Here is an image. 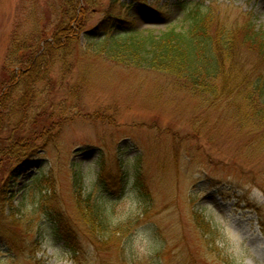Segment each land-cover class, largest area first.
Returning a JSON list of instances; mask_svg holds the SVG:
<instances>
[{
	"label": "rangeland",
	"instance_id": "rangeland-1",
	"mask_svg": "<svg viewBox=\"0 0 264 264\" xmlns=\"http://www.w3.org/2000/svg\"><path fill=\"white\" fill-rule=\"evenodd\" d=\"M121 1L134 3L140 31L183 26L187 9L198 2L227 26L251 23L264 30V0H140L154 4V12L136 0ZM115 3L99 0L85 11L84 30L99 24L104 11L117 10ZM58 7V0H0V87L11 41L39 31L51 35L63 13ZM32 20L41 27L35 30ZM93 29L70 45L66 61L41 54L47 78L33 94L29 89V99L33 112L41 103L54 112L58 128L53 142L34 139L42 153L3 172V178L17 175L14 199L23 201L32 231L13 253L0 243V264H75L52 230L38 235L43 186L75 224L86 264H264V128L233 112L226 99L203 103L164 74L86 56ZM12 129L13 122L0 131V145ZM99 173L107 178L103 184ZM46 174L49 183L41 179ZM138 174L147 196L137 190ZM33 175L39 179L31 182ZM85 205L109 227L101 251L83 236L79 208Z\"/></svg>",
	"mask_w": 264,
	"mask_h": 264
},
{
	"label": "trees",
	"instance_id": "trees-1",
	"mask_svg": "<svg viewBox=\"0 0 264 264\" xmlns=\"http://www.w3.org/2000/svg\"><path fill=\"white\" fill-rule=\"evenodd\" d=\"M112 1L119 4L118 9L108 13L104 11L99 24L84 30L82 14L92 11L91 6H99V0H58V9L63 13L56 25L53 24V33L48 35L50 39L45 31H39L36 36L32 34L27 39L16 37L11 41L0 87V131L13 122L7 144L0 145V243H7L9 253L19 248L32 230L30 224L25 226L28 220L24 219L25 213L20 210L23 201L14 199L17 193L13 191V186L17 175L14 172L3 178V172L14 165L22 166V163L32 161L42 153L44 148L35 146V140L44 142L55 136V113L45 112L43 103L36 104L37 110L33 112L34 102L29 99L30 92H34L33 87L45 83L47 78L40 70L47 63L41 54L55 53L52 56L66 61L70 45L80 44L81 36L87 38V33L93 28L91 42L84 45L86 56L104 57L110 63L126 68L164 74L177 90L190 92L195 98H202L203 103L207 101L212 105L226 99L228 108H232L233 112L249 118L248 122L258 124L260 130L264 128L263 29L254 28L251 23L227 26L208 6L198 2L187 9L183 26L169 25L165 29L140 31L135 26L134 3ZM136 1L142 9L158 11L154 4ZM46 6L50 8L52 5L48 1ZM48 19L51 20L50 17ZM32 23L35 30L41 27L39 20H32ZM41 42L44 43L40 45ZM33 48L38 49L36 54ZM85 49L89 50V54ZM85 70L81 76L86 73ZM21 125L28 128L22 130L21 135H15ZM53 139L49 141L53 142ZM99 174L98 181L105 183L107 178ZM44 178L49 183L52 177L46 174L41 176V179ZM36 179H39L38 175H33L30 181ZM136 183L138 192L147 196L139 174L136 175ZM43 187L37 208L43 212L45 221L36 223L38 235L44 236L46 230H52V235L62 241L70 259L75 264H86L81 259L85 249L76 239L78 232L75 224H70L60 201ZM25 195L23 193L22 200ZM92 210L87 205L80 207L79 217L87 230L83 236L96 252L101 251L108 240L105 233L109 232V227L104 226L102 218Z\"/></svg>",
	"mask_w": 264,
	"mask_h": 264
}]
</instances>
